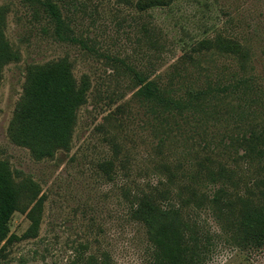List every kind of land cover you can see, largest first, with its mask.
<instances>
[{
	"label": "rangeland",
	"instance_id": "374dc122",
	"mask_svg": "<svg viewBox=\"0 0 264 264\" xmlns=\"http://www.w3.org/2000/svg\"><path fill=\"white\" fill-rule=\"evenodd\" d=\"M0 30V264H264V0H0ZM59 63L84 100L36 155L26 86Z\"/></svg>",
	"mask_w": 264,
	"mask_h": 264
},
{
	"label": "trees",
	"instance_id": "16d2710c",
	"mask_svg": "<svg viewBox=\"0 0 264 264\" xmlns=\"http://www.w3.org/2000/svg\"><path fill=\"white\" fill-rule=\"evenodd\" d=\"M167 0H145L150 5L165 3ZM53 15L62 24L60 12L55 4L50 3ZM18 59V52L0 30V79L3 67L10 61ZM26 93L30 97L31 121L34 127L26 129L27 139L33 145L36 155H51L58 148H68L71 141L72 128L75 123L76 109L84 100L83 92L76 86L75 80L69 69L62 63L41 69L34 75L33 83L26 86ZM145 98L158 103L167 104L171 99L160 94V90L153 82L146 83L140 93ZM34 129V133H32ZM3 174H0V242L7 239L11 241L13 235H9V216L17 208L15 197L5 184ZM219 197H214L217 202ZM38 204L40 201L38 200ZM36 206L30 211L34 215ZM252 216L264 214V208L254 211ZM37 221L34 223L36 226Z\"/></svg>",
	"mask_w": 264,
	"mask_h": 264
}]
</instances>
